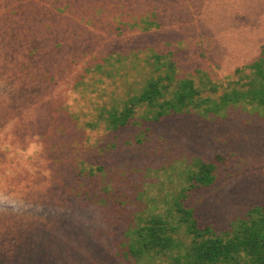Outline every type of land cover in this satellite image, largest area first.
<instances>
[{
  "label": "rangeland",
  "instance_id": "374dc122",
  "mask_svg": "<svg viewBox=\"0 0 264 264\" xmlns=\"http://www.w3.org/2000/svg\"><path fill=\"white\" fill-rule=\"evenodd\" d=\"M263 47L264 0H0V130L16 136L0 137V190L22 186L29 204L0 210V264H135L123 255L135 216L161 211L196 160L216 166L186 199L201 227L224 232L264 207V107L154 120L142 106L114 130L99 111L123 106L169 61L177 78L206 75L218 97ZM25 137L43 145L27 161L37 171L6 177Z\"/></svg>",
  "mask_w": 264,
  "mask_h": 264
},
{
  "label": "trees",
  "instance_id": "16d2710c",
  "mask_svg": "<svg viewBox=\"0 0 264 264\" xmlns=\"http://www.w3.org/2000/svg\"><path fill=\"white\" fill-rule=\"evenodd\" d=\"M155 57L161 63V57ZM112 59L113 56L107 57L105 64L112 63ZM105 64L97 67L103 68ZM166 65L164 73L148 78L123 106L114 104L99 109L109 129L126 125L142 106L154 120L191 110L218 115L238 104L264 107V47L261 57L236 70L239 78L230 82L218 97V85L206 75H200V83L193 77L177 78L174 64L169 61ZM205 91L211 95L204 96ZM194 165L196 168L186 177L187 185L172 197L166 196L161 211H143L135 216L133 226L125 234V258L135 264H264V207L252 206L245 217L232 221L230 229L224 232L201 227L186 199L192 188L209 186L215 181L216 166L202 160H196ZM102 169L81 167L82 172L88 170L90 174Z\"/></svg>",
  "mask_w": 264,
  "mask_h": 264
},
{
  "label": "clouds",
  "instance_id": "9594fccd",
  "mask_svg": "<svg viewBox=\"0 0 264 264\" xmlns=\"http://www.w3.org/2000/svg\"><path fill=\"white\" fill-rule=\"evenodd\" d=\"M5 134L9 139V143L16 139L11 124L6 125L3 130H0V137L4 136ZM25 140H27V146L20 149V151L25 154L24 161L12 163L6 166L4 169V175L6 177H15L18 174H23L25 171L30 176L35 175L37 169L27 163V161L37 155L38 152L42 150L43 145L38 142V137H25ZM40 173L43 176H49L50 170L44 167L43 169H40ZM46 187V184L33 185V189L38 191H43ZM25 192L26 190H24L22 186L21 188L14 190H0V210H11L12 212H18L29 207V204L26 203Z\"/></svg>",
  "mask_w": 264,
  "mask_h": 264
}]
</instances>
